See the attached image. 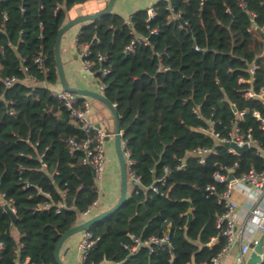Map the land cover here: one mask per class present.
Wrapping results in <instances>:
<instances>
[{"label":"trees","instance_id":"16d2710c","mask_svg":"<svg viewBox=\"0 0 264 264\" xmlns=\"http://www.w3.org/2000/svg\"><path fill=\"white\" fill-rule=\"evenodd\" d=\"M85 1L0 0V46H5L4 51L0 48L1 75L22 78L9 89L0 80V96L5 97L0 103V191L14 200L17 209L16 220L0 211V241L4 242L0 264H58L54 252L61 236L86 219L82 212L101 195L91 167L82 161L84 151H70V137L86 136L78 121L49 89H32L21 70L27 65L41 80L58 85L57 34L70 19V10ZM171 2L182 12L187 27L178 21L169 24L167 2L159 0L150 22L158 34L151 36L152 46L141 45L132 54L124 51L133 36L131 30L149 32L146 9L132 14L133 27L115 12L81 24L79 43H93L95 76L105 85V96L116 104L125 149L135 162L131 170L143 183H131L123 205L89 228L100 239L86 264L210 262L226 244L224 224L218 225V217L227 209L219 202L226 184L214 178L218 165L237 163L236 175L253 167L264 171V157L256 147L230 153L197 129L214 118L223 120L219 130H231L236 118L231 103L235 102L238 109H247L239 121L242 132L251 129L264 148V129L253 116L254 109L264 114L263 100L243 94L248 88L259 92L264 87V36L257 32L264 29L263 0H245L247 9L238 0ZM251 11L256 13L254 19ZM39 50L45 54L44 71L34 63ZM158 50L166 52L161 60L155 54ZM98 52L107 54V61L98 62ZM253 63L257 65L255 81L239 82L241 77H251ZM102 66L110 68L105 76ZM160 66L169 69L159 70ZM215 145L218 152L204 164L189 155L198 146ZM45 146L48 167L42 170L37 156ZM166 166L172 171L162 185L157 179ZM26 180L30 187L25 186ZM152 184L159 185V192ZM35 185L51 194L53 207L35 210L38 203L50 199ZM209 185H215L216 193L210 194ZM63 200L66 206L57 212ZM130 233L142 240L168 234L170 241L154 244L153 249L142 244L130 252L126 247L132 244Z\"/></svg>","mask_w":264,"mask_h":264},{"label":"built area","instance_id":"2783aa9c","mask_svg":"<svg viewBox=\"0 0 264 264\" xmlns=\"http://www.w3.org/2000/svg\"><path fill=\"white\" fill-rule=\"evenodd\" d=\"M167 2V10L169 11L168 16V23H174L179 22L181 27L186 28L188 25L187 21H184L182 19V12L176 10L175 6L172 4L171 0H165ZM240 6L244 9H247V2L245 0H238ZM264 3V0H263ZM61 4L57 5V8H59ZM21 10L24 11L25 7L21 6ZM147 19L148 22L147 28L149 29V32L147 34H139L136 33L134 30H131V33L133 34L130 42L125 46L124 51L126 54H132L134 53L137 48L141 45H151V36L158 34L159 30L157 27H152L150 22L156 17L157 10L154 6H150L147 9ZM252 19L256 17V13L254 11L250 12ZM6 19L8 18V14H5ZM126 22L131 24L133 27L132 22V15H130ZM41 29L43 28V24H40ZM2 28L0 27V31ZM42 35V33H41ZM23 40V39H21ZM96 43H99L100 40L97 38ZM76 44L78 48L80 49V56L83 60V68L84 72L87 73L89 76L93 78V82L96 84V87L98 91L104 94V88L105 85L95 76L94 72V64L95 60L91 58V55L93 54L94 50L92 48L93 43H85L80 44L79 43V36L76 38ZM4 44H1L0 48L2 51H4ZM196 49H199L198 46H196ZM156 56L161 60L164 55H166L165 51H156ZM108 55L105 53L98 52L96 53V60L100 63H103L107 61ZM26 60L25 57H22V61L24 62ZM34 63L36 64L37 68L41 71H44L46 69L45 64V54L43 50H39L34 58ZM169 69V66H160L159 70H167ZM257 65L253 63L251 67L249 68L251 72L250 78H243L241 77L239 79V82L241 83H253L255 81V74H256ZM21 70L25 72V75L23 77L24 80H26L32 87V89H35L37 86H43L47 89H49L53 96L63 105L67 108V110L71 113V115L78 121L81 129L85 132V137L83 139H78L76 137H70L68 139V143L70 145V151L74 152L77 149H82L84 151L83 156V163L89 166H93L95 168L96 176L95 178L98 180H102L105 172H106V135L107 133L101 128L97 127L96 122L94 121L92 117V104L87 99L86 96H83L79 93L67 90L63 88L60 84L59 86H53L50 84L47 80L43 79L41 80L37 74L32 71V69L27 65H22ZM101 71L103 73V76L107 75L110 72V68L107 66H102ZM22 78L19 77L17 74L2 76L1 75V67H0V80L3 83L4 87L6 89L12 88L17 82H19ZM244 96L247 99L251 98H259L263 100L264 103V87L261 88L259 92L254 90L253 88H248L244 91ZM2 100H5L4 95L0 96V103ZM115 106L116 104L113 103ZM231 107L233 108L236 118L234 119V124L231 130L228 132H222L217 128L218 125L223 124L222 119H214L209 118L207 119V125H200L197 129L211 135L217 142V145H222L227 148L228 152L230 153H239L237 150H235L233 147H229L224 145L225 143L229 142H235L239 146L248 145L249 149L252 147H256L257 154L264 157V148L260 141H258L256 138L253 137L251 133V129H249L247 132H242L241 127L239 125V121L243 119L245 116L247 109H238L237 104L235 102L231 103ZM264 108V104H263ZM197 112V110H195ZM11 114L15 113V110H10ZM198 116L200 114L198 113ZM253 116H255L258 120L261 122V128L264 129V114L259 109L253 110ZM38 143V142H37ZM124 145V151H125V157H126V163L128 167L129 177L131 180H133L137 185L143 186L142 179L140 176L136 175L131 170V166L135 163L134 160L131 157V153L125 149V142L123 141ZM198 146L194 148L189 155H193L197 157L198 161L202 164L206 162V159L211 154H215L218 152V146ZM48 149V146H45L43 152L38 154V159L40 161V168L42 170H46L48 167V162L45 159L46 150ZM29 157H32V154L29 153ZM218 169L214 172V178L219 183H225L226 188L223 190L222 193L219 194V202H224L226 205V211L218 217V225L221 226L224 224L223 228V234L226 236V244L223 247V249L217 253L215 256L212 257L210 262H205L202 264H222L223 263V257L228 248L231 246L233 242H235L239 238V234L237 232L236 227V219L234 218V210L237 207L238 203L233 198V192L235 190H242L240 187L241 183H248L253 188L259 190L262 192L264 189V171H260L257 168L253 167L248 172H245L241 175H236V168L237 163L230 166V165H218ZM20 172L22 173L23 165L20 164ZM171 168L166 166L164 168V175L161 178H158L157 181L160 182L162 185H166L167 182V175L171 173ZM230 174H233L234 176L230 178ZM1 179V176H0ZM32 183L28 180L25 181V186L30 187ZM36 186V185H35ZM37 189L40 192H44L47 197L50 199L45 202H40L35 207V210H43V209H49L55 205V202L51 198V194L49 192H45L42 190L40 186H36ZM151 188L155 192H159L160 187L158 184H152ZM208 190L210 191V194L216 193V187L215 185H209ZM66 193L63 192V195ZM31 196V194H30ZM260 201H258V204L252 208V214L259 218L257 221V228L264 233V210L260 206ZM98 200H95L92 205L82 212V216L86 219L91 217L93 213L96 211L98 206ZM6 206H8L13 213L17 214V209L15 206V202L13 199H7L6 193L3 191H0V211L4 213H8ZM66 206L65 201L63 200L59 204H57V212L61 210L62 207ZM10 215V214H9ZM81 238L78 243V254H79V260L81 264H86V261L89 258L90 253L94 248L97 246V243L100 239L99 236H95L94 233L90 229H86L83 233H81ZM129 236L132 239V244H127L126 247L130 250V252H135L138 250L139 246L142 244L148 245L152 248L154 244H163V243H169L170 236L166 234L164 237H156L152 236L149 239L142 240L140 237H138L134 233H130ZM257 242V240H254L252 243L253 245ZM4 247V242L0 241V251ZM250 249H253V246L251 244H244L243 245V252H248ZM264 257V256H263ZM264 259V258H263ZM104 262L108 263L107 259L104 260ZM94 263V262H92ZM264 263V262H263ZM186 264H191L186 263Z\"/></svg>","mask_w":264,"mask_h":264},{"label":"crops","instance_id":"0c3cea01","mask_svg":"<svg viewBox=\"0 0 264 264\" xmlns=\"http://www.w3.org/2000/svg\"><path fill=\"white\" fill-rule=\"evenodd\" d=\"M125 0H117L113 12L122 14V8H123V2ZM159 0H129L128 2L132 3V10L128 15H123L126 19L132 15L135 11L140 9H147L150 6H154V4ZM107 3L99 4L98 7H96L94 10H90L88 12H83L81 9V4L75 6L70 10V18H74L76 16L82 15V14H88L92 12H96L99 10L104 9L107 6ZM76 10L77 13L75 15H72V10ZM81 30V24L76 25L69 29L62 37L61 42V50L66 51L65 55L67 56V59L74 58L75 60L80 59L82 62L81 71L84 72L83 68V60L80 56V49L78 48L76 44V38ZM264 32V29L261 30ZM258 34L262 35L259 30H257ZM264 36V35H263ZM73 72V67L71 65L70 67V74ZM88 99V98H87ZM92 104V117L94 121L100 124V127L107 133V134H113L114 128H115V120L113 113L111 110L100 100L96 99H88ZM107 168V167H106ZM106 174V172H105ZM104 178V177H103ZM106 189L104 187H99L102 199H98V206L96 209V212L103 211L111 206H113L119 199L120 196V190H121V178L120 174L117 179H114L109 183L105 184ZM241 191L235 190L233 192L234 194H238L242 197V201L239 203L234 197V199L237 201L238 205L234 210V218L236 219V227L237 232L239 234V238L231 244V246L228 248L226 253L223 257V263L222 264H240L244 260L247 259L252 249H250L248 252H243L242 248L244 244H251L253 245L254 240H258L260 237L264 236V233L260 231L257 228V221L259 218L255 217L252 214V208L255 207L258 204V201L261 200L260 206L264 210V189L261 191L253 188L248 183H241L240 184ZM81 238L78 236V238L70 237L67 239V241L64 243L63 248L61 250V257L63 261L66 264H81L79 260V254H77L78 251V243ZM196 264V263H191Z\"/></svg>","mask_w":264,"mask_h":264},{"label":"water","instance_id":"95a60500","mask_svg":"<svg viewBox=\"0 0 264 264\" xmlns=\"http://www.w3.org/2000/svg\"><path fill=\"white\" fill-rule=\"evenodd\" d=\"M117 0H109L107 3V6L99 11L88 13V14H82L79 16H76L74 18H70L58 31L57 38H56V59H57V68H58V74H59V83L60 85L70 91L79 93L83 96H89L96 100L102 101L106 106L111 110L114 116L115 120V128L113 134H107L106 135V141H110L111 139L114 140L115 143V149L119 161V167H120V176H121V190H120V196L118 201L111 207L97 212L93 214L91 217L85 219L84 221L72 226L69 228L64 234L61 236L56 248H55V259L58 264H66L62 257H61V250L63 248L64 243L67 241L68 238L78 234L83 233L86 229H89L93 224H95L97 221L104 219L108 215L114 213L117 209H119L123 203L126 201L127 195H128V189L129 185L131 183H135L133 180L129 177L128 167L126 163V157H125V151H124V145H123V139H122V130H121V122L118 110L116 106L108 100V98L105 96V94L98 91L96 85L94 88H88V87H82L77 85H72L69 83L64 63L62 59L61 54V42L63 35L72 27L88 22L93 21L96 18H99L102 15L110 14L113 12V8L116 4ZM260 31V29H258ZM262 35H264L263 31H260ZM97 127H100V124H96ZM224 145L233 147L238 152H244L249 149L248 145L239 146L235 142H227ZM91 167V171L93 176H96L95 168L93 166ZM234 175L230 174V178H232ZM136 184V183H135ZM7 211L9 212L10 216L13 220L17 219V214L13 213L12 210L6 206ZM188 225L192 219V210L190 209L188 211ZM264 236L260 237L257 242L254 244L252 251L250 252L249 256L246 260L241 262L240 264H263L264 262Z\"/></svg>","mask_w":264,"mask_h":264},{"label":"rangeland","instance_id":"374dc122","mask_svg":"<svg viewBox=\"0 0 264 264\" xmlns=\"http://www.w3.org/2000/svg\"><path fill=\"white\" fill-rule=\"evenodd\" d=\"M109 0H86L84 3L81 4V9L83 12H88L90 10H94L96 7H98L99 4L106 3ZM129 0L122 1L123 2V8H122V14L123 15H128L132 8V3L128 2ZM78 9L72 10V15H75L77 13ZM122 15V16H123ZM65 50H61L62 54V59L64 63V68L66 72L67 79L70 84L72 85H77V86H82V87H88V88H94L95 83L93 82V78L89 76L87 73H83L81 70L82 62L80 59L75 60L73 57L70 59H67L65 55ZM73 67V72L70 74V67ZM60 83H58L57 86H59ZM88 99H94L92 97L86 96ZM106 174L104 175V178L102 180H98L97 184L99 187H104L106 189V183L109 184L113 178L117 179L120 174V167H119V161L115 149V143L114 140L111 139L110 141H106ZM121 178V176H120ZM101 193V192H100ZM239 203L242 201V197L239 196L238 194H234L233 196ZM100 198L102 199V195H100ZM81 233H78L72 237L78 238ZM82 235V234H81ZM78 248V246H77ZM78 254V251H77Z\"/></svg>","mask_w":264,"mask_h":264}]
</instances>
